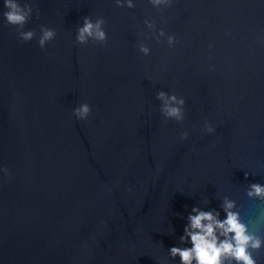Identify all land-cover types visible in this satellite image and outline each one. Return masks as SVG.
Segmentation results:
<instances>
[{
    "label": "water",
    "instance_id": "95a60500",
    "mask_svg": "<svg viewBox=\"0 0 264 264\" xmlns=\"http://www.w3.org/2000/svg\"><path fill=\"white\" fill-rule=\"evenodd\" d=\"M34 2L25 29L57 32L44 49L0 16V264H179L167 249L191 207L221 195L264 233V201L246 195L264 183V3ZM89 15L106 45L75 42ZM161 17L175 47L146 38L144 19ZM159 89L186 99L183 122L160 114Z\"/></svg>",
    "mask_w": 264,
    "mask_h": 264
},
{
    "label": "clouds",
    "instance_id": "9594fccd",
    "mask_svg": "<svg viewBox=\"0 0 264 264\" xmlns=\"http://www.w3.org/2000/svg\"><path fill=\"white\" fill-rule=\"evenodd\" d=\"M120 8L133 9L136 0H114ZM151 6L158 11H163L173 5L174 0H148ZM264 3V0H261ZM3 7L0 10L3 22L18 29L17 36L20 40L30 42L37 40L41 49L53 41L57 32L47 25H40L39 33L34 29H25L33 18L39 15V9L34 8V0H0ZM166 23L163 17L160 21L145 18L143 23L148 29L146 38L155 39L157 42H166L169 47L178 43L173 33L165 30L161 23ZM106 20L103 16L83 17L82 24H77L75 29V42L85 45L98 43L106 45L109 35L106 30ZM225 37H230L231 32L226 31ZM211 48V45L209 46ZM139 51L145 56L151 55V48L146 43L139 44ZM159 101L160 114L170 120L183 122L185 119L186 99L174 92L159 89L156 92ZM91 105L87 102L77 105L73 115L78 120L88 119ZM202 131L214 134L216 129L209 121H205ZM190 136L188 130L181 133V139L187 140ZM7 174L6 169H0ZM246 178L249 173H245ZM246 195L249 199L264 201V183L253 182L247 185ZM221 201L219 209L211 207V200L204 197L191 207L183 226V234L179 236L178 244L170 246L168 256L179 264H260L256 253L264 251V233L256 231L245 221L239 210L238 202L229 195L218 196ZM222 210V211H221ZM258 223H264V215L257 218ZM171 234L175 235V227L171 225Z\"/></svg>",
    "mask_w": 264,
    "mask_h": 264
}]
</instances>
